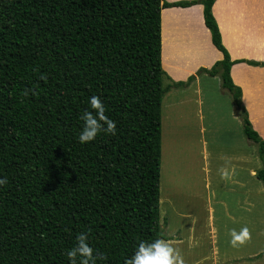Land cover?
<instances>
[{
  "label": "trees",
  "instance_id": "1",
  "mask_svg": "<svg viewBox=\"0 0 264 264\" xmlns=\"http://www.w3.org/2000/svg\"><path fill=\"white\" fill-rule=\"evenodd\" d=\"M215 1L0 0V264H69L81 232L106 257L96 264H125L139 241L171 239L160 212L162 102L198 75H219L231 93L264 186V138L231 76L235 63L264 61L231 59ZM197 3L224 58L173 81L162 9ZM92 96L117 131L81 144Z\"/></svg>",
  "mask_w": 264,
  "mask_h": 264
},
{
  "label": "crops",
  "instance_id": "2",
  "mask_svg": "<svg viewBox=\"0 0 264 264\" xmlns=\"http://www.w3.org/2000/svg\"><path fill=\"white\" fill-rule=\"evenodd\" d=\"M166 1L176 2L187 0ZM213 13L221 31L222 42L228 49L232 60L264 61V0H216L213 5ZM223 58V52L214 45L211 31L205 24L203 4L197 3L187 7L171 6L162 9V63L165 71L173 81H186L189 76L196 74L200 68L204 67L209 69ZM231 76L234 83L241 87V99L249 112V118L254 128L264 138V132L262 131L264 128V66H255L247 62L235 63L231 68ZM207 77L213 78L215 76L208 74L198 75L186 90L195 88V92L200 94V96H196L191 102H195L197 109L199 108L198 112L201 119L203 118L201 114L203 97H201L202 92L200 89L203 79ZM181 95H186V92ZM237 114L236 108H233L230 112V117L236 120ZM209 127L213 129L211 125ZM205 129L206 126L202 124L199 132H204L205 134ZM228 130L232 132L231 126ZM200 138L202 139V137ZM205 139L201 143V162H198L197 168L200 169L203 181L202 200L206 198L204 209L206 221L202 227L209 234V238H204L202 244L204 246L205 244L211 243V254L208 256V260H211L209 264H264V257L256 258L257 254L260 253L259 251H264V247L258 248L256 246L258 227H252L253 224L256 225L257 218H259L258 203L255 197L257 181H260L257 177V170L260 168L257 166L258 150L256 151L253 146H249L247 150L250 154H247L242 146L239 149L236 148V152L232 155L233 159L229 166L232 170L226 176L233 179L234 190L236 188L235 185L239 188V192L235 194L237 197V206L241 208L239 217L246 222V224H240L235 229L239 231L243 227H248L251 234V239L241 247L252 245L250 247L251 250L239 252L235 250L234 252L226 253L227 255L223 257L222 254L220 255L222 252L216 250L218 247L215 205L219 201L215 195L216 193L213 192V181L216 179V172L210 167V142L208 143V139ZM176 161L177 159L171 165L173 170H171V174L175 177L176 182L179 183L181 179L182 183H184L185 177L191 179L197 163L194 161H184V159L178 163ZM252 163L254 164L253 166ZM164 164L166 170V163L164 162ZM180 169L181 171H179ZM182 171L183 173H181ZM242 171L245 172L244 176L242 175ZM164 174L167 177L168 170ZM236 175L238 177H235ZM168 182L169 185L170 182L172 184L170 177ZM179 186L178 184L172 185V192L170 194L167 192L165 196L167 198L170 196V199L174 200L176 199L174 198L175 195H185V193H177ZM226 201L224 199L221 200L222 203ZM190 213H184V210H182L177 215V217L181 215L180 222L174 223L175 220L173 219L172 223V220H170L167 235L171 239L166 240L169 244L182 246L190 238H192L190 241L193 240L192 233L193 229L197 230V224L195 223L196 219H188ZM183 215L186 216L185 223L183 221ZM227 215L233 219L235 224L237 216L230 213ZM189 227L192 229L187 232L186 229ZM187 233H190V238ZM200 245L201 243L199 241L194 242V244H186L191 251L198 249ZM195 253H192L191 259H199ZM201 259L197 261L191 260L186 262V264H198ZM204 261L206 262V259Z\"/></svg>",
  "mask_w": 264,
  "mask_h": 264
},
{
  "label": "rangeland",
  "instance_id": "3",
  "mask_svg": "<svg viewBox=\"0 0 264 264\" xmlns=\"http://www.w3.org/2000/svg\"><path fill=\"white\" fill-rule=\"evenodd\" d=\"M165 84L167 82L165 81ZM201 92L203 97V105L201 106L203 118H200V114L197 109L195 102H191L196 96H200L195 92V88L188 90L185 88H172L166 93L162 103V132H163V155H162V165H161V203L160 212L163 228L165 233L168 232V227L170 220H175L174 223L181 221V215L177 217L179 212L184 210V213H190L188 219H196L197 230L193 229V240H187L186 244H194V242L199 241L201 245L198 249L191 251L186 244L182 246L172 245L174 248L180 251L186 262L191 260L199 261L198 264H209L211 260H208V256L211 254V243L205 244L203 246L202 241L204 238H209L207 231H204L202 227L206 221L205 218V200L203 198V181L200 174V169L197 168L198 162H201L200 155L202 151L203 140L208 139L209 149H210V167L216 172V179L213 181L214 191L217 199L219 200L215 205V224L217 227V247L222 253L223 257L226 256L228 252L248 251L251 250V246L233 248L229 243L231 237L229 235L231 229L239 227V225L246 224L245 221L240 219L241 208L237 206L236 193L239 192L237 185L234 190V182L232 178L222 177L219 169L225 165V160L222 157H227L230 162H232L233 154L236 152V148L239 149L241 146L243 150L250 154L247 147L253 146L257 151L256 144L249 141L243 130L242 118L237 114V117H230V112L233 108H236L234 100L231 93L224 88L222 84V79L219 75L211 78L207 77L203 79L201 83ZM186 92V95H181ZM236 115V114H235ZM225 122V124H223ZM256 122V120H255ZM258 123V121H257ZM204 124L206 126V133H200V126ZM228 124V125H226ZM212 126L213 129L209 127ZM231 126L232 132L228 130ZM264 132V128L262 129ZM202 137V139L200 138ZM199 139V140H198ZM205 139V140H206ZM177 159V163L185 160L196 162V169L191 179L185 177V182L182 183L180 179L179 183L172 176V164L174 160ZM257 166L261 167V161L258 156ZM166 170H168V175L164 174L165 164ZM254 164L252 163V166ZM228 165V172L232 168ZM172 170V171H171ZM181 171V169L179 170ZM239 171V170H237ZM183 173V171L181 172ZM244 171L242 175L244 176ZM239 175V174H238ZM236 175L235 177H238ZM172 179V184L168 182V179ZM180 185L177 193H185V195H175L174 198H167V195L172 192V185ZM254 184V181H253ZM256 199L258 203L259 218H257L256 225L258 227V237L256 246L258 248L264 247V186L262 182L257 181L256 189ZM205 197V193H204ZM226 201L224 203L221 200ZM244 210V208H243ZM176 211V212H175ZM235 214L237 216L236 223L227 214ZM173 214V215H172ZM183 221L186 222V216L183 215ZM249 224V223H248ZM262 227V230H261ZM192 228L186 229L189 232ZM195 230V231H194ZM223 236V238H222ZM255 246V244H254ZM195 253L199 259H191L192 253ZM261 252V251H259ZM206 259V262L204 261Z\"/></svg>",
  "mask_w": 264,
  "mask_h": 264
},
{
  "label": "clouds",
  "instance_id": "4",
  "mask_svg": "<svg viewBox=\"0 0 264 264\" xmlns=\"http://www.w3.org/2000/svg\"><path fill=\"white\" fill-rule=\"evenodd\" d=\"M80 120L83 121L78 135V141L81 144L94 141L101 132L108 135L116 134L117 124L106 115L104 102L99 96L89 98V110L81 113ZM222 159L225 160V165L219 169V172L222 177H226L230 160L227 157H222ZM6 182V178L0 179V185ZM229 235L231 237L229 243L233 248H239L251 239L248 227H243L239 231L231 229ZM66 255L69 264H96L97 259H106L90 246L88 234L83 232L77 235L75 246L69 249ZM125 264H185V260L179 250L166 240L157 238L152 242L139 241L136 251L126 259Z\"/></svg>",
  "mask_w": 264,
  "mask_h": 264
}]
</instances>
